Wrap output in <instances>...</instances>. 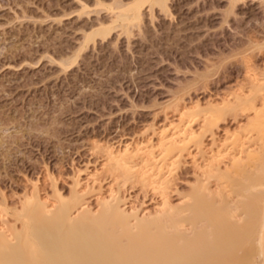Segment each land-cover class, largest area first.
I'll use <instances>...</instances> for the list:
<instances>
[{
	"label": "rangeland",
	"instance_id": "obj_1",
	"mask_svg": "<svg viewBox=\"0 0 264 264\" xmlns=\"http://www.w3.org/2000/svg\"><path fill=\"white\" fill-rule=\"evenodd\" d=\"M135 1L0 0V214L7 233L18 228L15 214L34 191L50 203L55 191L68 199L76 181L95 187L85 195L92 211L95 193L106 198L111 187L125 206L154 209L160 193L122 179L103 147L156 142L184 111L200 131L218 108L203 131V151L187 144L169 175L171 205L189 197L196 167L212 148L227 145L226 156L254 143L263 150L264 0H166L152 10L145 2L140 22L116 19ZM234 135L243 145L233 144Z\"/></svg>",
	"mask_w": 264,
	"mask_h": 264
},
{
	"label": "bare ground",
	"instance_id": "obj_2",
	"mask_svg": "<svg viewBox=\"0 0 264 264\" xmlns=\"http://www.w3.org/2000/svg\"><path fill=\"white\" fill-rule=\"evenodd\" d=\"M135 2L117 11L116 19L137 23L142 20L145 2L151 10L154 4L166 5V0ZM188 113L181 112L180 123L171 130L162 128L156 142L146 140L120 150L103 147L111 164L107 161L108 166H113L122 179L134 177L160 193L161 202H156L154 209L152 205L149 211H139L138 205L125 206L122 192L115 193L111 187L106 198V194L102 197L100 192L95 193L97 209L92 211L85 195L95 187H79L78 181L68 199L55 191L51 203L34 191L15 214L18 228L8 227L11 232L7 233L6 221L1 220L4 215L0 214V264H264V148L260 147V152L252 149L253 142L237 147V151L235 147L227 156V145L217 151L212 148L202 164H196L199 181L189 197L171 205L166 196L169 175L175 172L172 170L181 161L186 145L202 152L206 142L203 131L212 127L216 117L208 112L213 116L205 117L197 131L190 125L194 116L184 120ZM257 135L264 141V130L257 131ZM240 141L238 137L233 144L243 145Z\"/></svg>",
	"mask_w": 264,
	"mask_h": 264
}]
</instances>
